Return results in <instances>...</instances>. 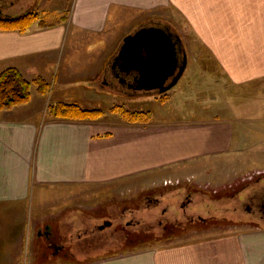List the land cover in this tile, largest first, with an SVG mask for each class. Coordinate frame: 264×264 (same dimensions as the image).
I'll return each mask as SVG.
<instances>
[{
  "label": "crops",
  "instance_id": "crops-1",
  "mask_svg": "<svg viewBox=\"0 0 264 264\" xmlns=\"http://www.w3.org/2000/svg\"><path fill=\"white\" fill-rule=\"evenodd\" d=\"M46 1L2 17L34 12L38 20L23 32L0 30V71L79 86L89 102L106 104L123 37L167 22L170 9L206 49L214 89L207 108L188 104L194 116L149 114L143 124L106 111L57 119L37 91L29 103L0 111V264H264L263 227L81 260L75 253L111 242L108 231L121 236L115 219L137 218L130 204L147 208L142 219H182L166 195L190 189L205 161L264 157V0H75L51 24L39 19ZM54 89L49 106L61 102ZM148 176L162 185L146 187Z\"/></svg>",
  "mask_w": 264,
  "mask_h": 264
},
{
  "label": "rangeland",
  "instance_id": "rangeland-1",
  "mask_svg": "<svg viewBox=\"0 0 264 264\" xmlns=\"http://www.w3.org/2000/svg\"><path fill=\"white\" fill-rule=\"evenodd\" d=\"M35 1L29 0V4L12 10L9 14L16 16L26 11ZM74 1L47 0L39 9V19L43 20L45 24L55 22L58 18L70 13ZM167 12L168 15L165 16L167 22H161L159 26L168 28V31L179 37L181 47L186 55L185 70L171 89L162 94L155 92L145 94L141 91L125 92L126 90H123L116 82L110 83L108 86L112 88L109 91L113 92L114 95L104 97L106 104L89 102L88 96L82 94L79 86H57V82L54 84L51 80L48 82L51 86L50 91L55 85L54 91L56 90L55 93L58 95L57 100L67 104H76L81 108L90 107L94 110L106 111L107 116L120 121H125L124 117L118 111L111 112L115 107H122L128 111L147 112L153 117L156 115H161L160 117L164 115H196V113L187 112L188 104L191 106L194 104L196 106L194 108H197L198 104L201 109L207 108L209 106L208 93L214 89L213 86H210V73L213 76L211 71H213L214 66L208 60L206 49L195 40L187 22L170 9ZM216 72L220 73L218 70ZM217 75L220 76V74ZM111 79L109 78L106 83L110 82ZM31 92L36 94L35 85L31 86ZM49 93L45 95L47 108L50 107L48 100L52 95ZM225 158L205 161L209 164H206L205 167L212 168L209 174H206V168L201 169L202 172L194 175L191 184H188L187 187L190 189L177 190L178 195L176 196L166 195L167 200L173 204L171 208L174 213L180 216L185 214L182 219H142L143 214L150 216L147 208L144 211L141 202H137L136 205L130 204L129 207L136 210L134 215L137 218L115 219V226H117L121 236L108 231V235L112 237L111 242L98 243L96 240V243L92 242L91 245L84 246L75 252L77 259H85L86 256H96L100 253H122L145 245L164 246L171 243L226 236L264 228V222L258 221V214L255 213L256 210L254 211L250 202V198L255 193L258 195L264 189V157L258 160H230V157ZM203 165L204 162L200 164V167L204 168ZM195 170L191 169V171ZM200 173H202L201 176ZM156 178L155 176H148L143 184L146 187L156 189L155 187L162 185L156 181ZM190 193L192 194L189 197L191 201L188 202L186 196ZM246 204L250 206V211L247 210ZM156 213H152V216L154 217ZM188 213L194 214V218L198 219H188L189 217L186 215ZM165 226L167 227L166 230L164 229ZM126 233H129L130 239L127 238L126 240L123 237ZM117 244L119 245L114 246ZM112 246H114L112 250H106ZM72 260V263L75 264L76 261Z\"/></svg>",
  "mask_w": 264,
  "mask_h": 264
},
{
  "label": "water",
  "instance_id": "water-1",
  "mask_svg": "<svg viewBox=\"0 0 264 264\" xmlns=\"http://www.w3.org/2000/svg\"><path fill=\"white\" fill-rule=\"evenodd\" d=\"M178 41L180 43L179 38ZM114 62H118L122 71L134 75L133 89L145 94H162L171 89L183 74L186 55L179 67L177 43L171 34L162 27L151 25L127 35Z\"/></svg>",
  "mask_w": 264,
  "mask_h": 264
},
{
  "label": "trees",
  "instance_id": "trees-1",
  "mask_svg": "<svg viewBox=\"0 0 264 264\" xmlns=\"http://www.w3.org/2000/svg\"><path fill=\"white\" fill-rule=\"evenodd\" d=\"M37 20L38 15L33 12H26L15 18H0V30L23 32ZM32 85L36 86V91L41 96L48 94L51 89L49 83L40 76L29 81L15 68H6L0 71V111L29 103ZM113 111H118L124 117L125 122L131 124L147 123L150 118L147 112L128 111L122 107H115L112 109ZM49 112L54 118L65 120H91L102 114L100 110H86L76 104L62 102L51 105Z\"/></svg>",
  "mask_w": 264,
  "mask_h": 264
},
{
  "label": "flooded vegetation",
  "instance_id": "flooded-vegetation-1",
  "mask_svg": "<svg viewBox=\"0 0 264 264\" xmlns=\"http://www.w3.org/2000/svg\"><path fill=\"white\" fill-rule=\"evenodd\" d=\"M26 0H0V18L8 16L9 12H11L12 10L18 9L19 7L22 8L25 4H26ZM169 34H171L172 38L174 39V41L177 43V59H178V63H179V67L183 65L184 62V57H185V51H183L177 36L168 31V28H164ZM178 71V69H177ZM110 77L112 78L110 82L106 83L107 85H109L110 83H117L123 90H126L125 92H129V91H133L132 88V84H133V78L134 75L133 74H127L125 71H122L119 68L118 62H113L112 66H111V70H110ZM148 198V197H146ZM186 199L188 202L191 201V199H189V196H186ZM250 202L252 203V207L255 211V213L258 214V221L264 222V219H260V218H264V189L261 193H259L258 195L255 193L251 198H250ZM247 210L250 211L251 208L249 205L246 204ZM188 219H195L194 217H189ZM191 221V220H190ZM108 223V222H107ZM106 223V224H107ZM166 226H165V230H166ZM118 230V229H116ZM123 237L129 238V233H126L125 235H123ZM124 238V240H125ZM130 239V238H129Z\"/></svg>",
  "mask_w": 264,
  "mask_h": 264
}]
</instances>
